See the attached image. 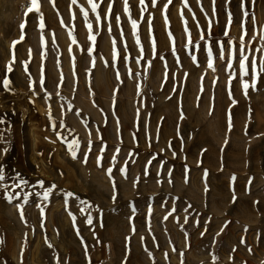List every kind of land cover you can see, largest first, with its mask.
Wrapping results in <instances>:
<instances>
[{
    "label": "rangeland",
    "instance_id": "374dc122",
    "mask_svg": "<svg viewBox=\"0 0 264 264\" xmlns=\"http://www.w3.org/2000/svg\"><path fill=\"white\" fill-rule=\"evenodd\" d=\"M96 2L0 0V264H264V0Z\"/></svg>",
    "mask_w": 264,
    "mask_h": 264
},
{
    "label": "snow or ice",
    "instance_id": "6c2138e0",
    "mask_svg": "<svg viewBox=\"0 0 264 264\" xmlns=\"http://www.w3.org/2000/svg\"><path fill=\"white\" fill-rule=\"evenodd\" d=\"M151 2H152V6L153 7H157L158 6V0H151ZM182 2H183L184 8H188V10L191 11V8H189V6H188V0H182ZM254 2H255V0H253V3ZM72 3L75 4L76 0H72ZM88 3L90 5V7H91L92 12L97 13L96 18L99 21L100 20V14H99V12L97 10L100 8L101 5L99 3H97L96 0H88ZM171 3H172V0H167V3L164 4L165 24L168 23V18H167L166 13H167L168 7H169V5ZM197 3H200V0H197ZM123 5H124L125 14H127L129 16V20H130V23H131L132 29H133V35L136 37V43H137V45H140V38H139V35L137 33L138 21L131 18L129 0H123ZM140 5H141V19H143V13L147 10V6L145 5V0H140ZM241 8H242V10L245 8L244 0H241ZM112 10H113V4L109 3L108 4V8H107V13L105 14L106 17H109L111 15ZM201 10L203 11V8H201ZM33 11L39 12L38 0H31V7H29L27 9V12L31 13ZM81 11L83 12V15H84L85 19L87 20L88 12L85 9H83V8H81ZM213 12L215 13V0H213ZM180 16H181V20L186 25L187 21L184 19L183 8L180 10ZM243 16H244V19L241 22V29H242L243 35L241 36V46H240V49H239V53H240V55H239V68H240V71L243 73V75L247 76L248 72H249V67L254 69L257 61H256L255 58H252L250 60L249 55L246 54V49H245V46H244V36L247 35L246 23H247V17L249 16V13H248L247 10L243 11ZM193 18H195V14L194 13H193ZM116 21H117L118 24L120 23V17L119 16L116 17ZM228 22H229V26H230L231 22H232V14H231V12L228 13ZM148 23H149V32H151V19H149ZM25 27H26V23H22L20 25V28H21V31H22V35L20 37V40L24 39L23 29ZM39 27H40L41 30L44 29V23H43V17L42 16H41V23H40ZM87 27L89 28V31L91 32L92 25L89 23L87 25ZM109 32H111V25H109ZM121 35H123V33H121ZM225 35H228L227 31L225 32ZM89 39H91L93 41V43H94L95 40H96V37L94 35H90ZM41 40H42V43H43V37H41ZM19 42L20 41H14L13 42V47L15 46V44H17ZM72 42L73 43L76 42L75 38H73ZM115 43H116L115 40H113V48L114 49H115ZM125 47H127V45H125ZM153 47H155V41L154 40H153ZM221 47H223V46H221ZM29 51L31 52V50H29ZM69 51H71V49H69ZM88 51H89V53H91L93 51V49L89 48ZM256 51H260V52L264 53V48L257 49ZM116 55H117V53L114 50V52H113V59L114 60L116 58ZM141 55H143V48L142 47H141ZM221 58H223V57H221ZM14 60H15V56L13 54V61ZM137 62H139V61H137ZM94 63H95V61L93 60V66H94ZM26 66H27V62H25V68H26ZM208 66L210 68L212 67L211 60H209ZM260 70L262 72H264V59L260 60ZM7 71L8 72L12 71L11 63L7 66ZM117 78L119 79V74H117ZM252 81H253L252 82V87H255L256 77H253ZM63 82H64V77H63V74H61L60 83L57 85V87L59 88L63 84ZM3 83H4L5 88H7L8 85H9V81L7 79H4ZM248 88H249V84L247 82H244L243 83V89H244L245 95L247 94ZM57 95H59V93H57ZM230 95H231V93H230ZM233 103H235V101H233ZM229 120H231V117H229ZM53 127H55L54 123H53ZM57 136L59 138L60 134L57 133ZM68 147H69L70 151H72L73 158H75V150L79 147V141L78 140L71 141V143L68 145ZM173 155H175V153H173ZM85 162H86V158H85ZM121 171L123 172L125 170L121 169ZM108 172H109V174H111V169H109ZM2 179H3V168L0 167V180H2ZM23 183H26V181L22 180L21 184H23ZM17 186H19V185H17ZM47 197H48V192H45L44 196H43V199H47ZM12 198L13 197L11 195L8 196L9 200H11ZM21 219H23V213L22 212H21ZM165 219H167V217H165ZM88 223H91V219L88 220ZM42 227H43V225H42ZM49 247H51L50 244H49ZM173 250H175V249H173ZM151 255H152L151 252H149V256H151ZM165 255L167 256V254H165ZM181 255H183V254L181 253ZM124 264H126V261L124 262Z\"/></svg>",
    "mask_w": 264,
    "mask_h": 264
}]
</instances>
